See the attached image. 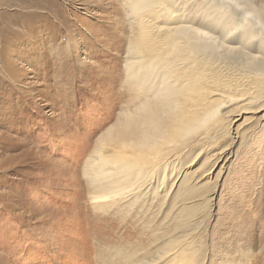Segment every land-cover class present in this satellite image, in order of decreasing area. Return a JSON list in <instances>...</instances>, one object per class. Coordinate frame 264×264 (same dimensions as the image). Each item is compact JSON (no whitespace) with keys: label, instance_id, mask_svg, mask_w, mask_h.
I'll list each match as a JSON object with an SVG mask.
<instances>
[{"label":"rangeland","instance_id":"obj_1","mask_svg":"<svg viewBox=\"0 0 264 264\" xmlns=\"http://www.w3.org/2000/svg\"><path fill=\"white\" fill-rule=\"evenodd\" d=\"M123 6L0 0V264H169L189 242L196 264H264V94L179 138L137 196L93 199L84 166L133 111Z\"/></svg>","mask_w":264,"mask_h":264},{"label":"bare ground","instance_id":"obj_2","mask_svg":"<svg viewBox=\"0 0 264 264\" xmlns=\"http://www.w3.org/2000/svg\"><path fill=\"white\" fill-rule=\"evenodd\" d=\"M258 1L123 0L133 111L122 113L84 166L94 200L137 196L175 161L179 138L219 125L227 102L263 97L264 0ZM237 117L225 124L228 134L242 125ZM257 118L264 121V110ZM191 247L173 246L169 264H196Z\"/></svg>","mask_w":264,"mask_h":264}]
</instances>
